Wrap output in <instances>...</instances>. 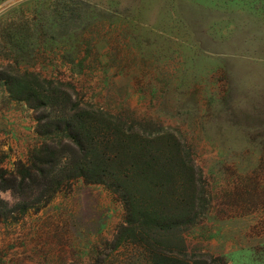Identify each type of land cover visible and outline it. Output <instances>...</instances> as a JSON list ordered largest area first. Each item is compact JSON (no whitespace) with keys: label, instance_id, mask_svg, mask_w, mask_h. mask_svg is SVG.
Instances as JSON below:
<instances>
[{"label":"rangeland","instance_id":"374dc122","mask_svg":"<svg viewBox=\"0 0 264 264\" xmlns=\"http://www.w3.org/2000/svg\"><path fill=\"white\" fill-rule=\"evenodd\" d=\"M185 260L264 264V0H0V264Z\"/></svg>","mask_w":264,"mask_h":264},{"label":"trees","instance_id":"16d2710c","mask_svg":"<svg viewBox=\"0 0 264 264\" xmlns=\"http://www.w3.org/2000/svg\"><path fill=\"white\" fill-rule=\"evenodd\" d=\"M47 84L49 85L50 83H47ZM24 85H26V87H28L29 89H33V87L30 84H28V83L24 84ZM83 118L86 119L85 117H83ZM61 121L63 123H65L68 128H70L72 130L75 123H77V124H75L76 127H79V122L82 121V118L78 117V119L75 122V120L71 116L70 117H64V118L62 117ZM51 122L52 121L48 122L49 126H51V124H49ZM41 126L42 127H46L47 125L44 126L42 124ZM121 130H119V132L117 134L111 133L110 136H108V141H110L111 138L114 139V140L115 139L116 140H120L119 142H121V143H125L126 142L125 139L126 140H132V141L137 140L133 135L130 136V135H128L126 133L125 130H123L122 132H121ZM134 135H136V134H134ZM136 136L138 138H141V136H139V135H136ZM71 139H72L71 141L74 144H77V142L79 141L80 138H79L78 135L74 134L73 136H71ZM133 139H135V140H133ZM141 140H142V138H141ZM143 141H145V140H143ZM138 155H141V154H138ZM40 163H41L40 166L34 165V167H31V168H35L36 169V172H34V173L30 172V166L27 167V168L25 167L24 169L17 170L16 172H17L18 177L13 176V175H11L12 173H10L9 174L10 183L8 182L9 187L12 188V189L16 188L20 192H22L23 185L28 184V183H32V184H36L37 186H44L45 187V191H47V192L55 191V189H53L55 187L52 188V185H53L52 182H53L54 178H56L57 175H58V172H56V170H55L56 166L58 165V160H56V157H54L53 160L44 158V159H42L40 161ZM86 164H77L75 166L76 172L73 175H75V176H84L85 177L86 176V172L89 171V169H90V168H88V166ZM20 166L23 167V165H20ZM147 166L148 165L145 164V166L141 165L140 167L137 168L139 170V175L138 176L141 179H143V180H146L144 178V176H143V175H146V174H143V172L147 168ZM96 169L98 171V177H101L100 180H99L101 183H104V184L108 183V184L114 185L113 181H110L112 179V177H111V175L108 172H101V170L100 169L98 170L97 167H96ZM58 170H59L60 175H62L66 171V168L65 167L62 168V169L59 168ZM92 170H95V169H92ZM54 171H55L56 174H53ZM148 174H150V173H148ZM147 175L145 177H147ZM69 177H70V174H66L63 177V179L69 178ZM25 178H28V179L26 181H24ZM108 181H110V182H108ZM118 181H120V179ZM125 183H126L125 181H122V184H121L122 188L125 187L124 186ZM55 185H58V182ZM127 199H128V203L131 206L132 203H133L132 200H131V197L128 196ZM28 207H29V203H27V202H23L22 205L20 206L21 211H25ZM184 264H191V263L188 260H185Z\"/></svg>","mask_w":264,"mask_h":264}]
</instances>
